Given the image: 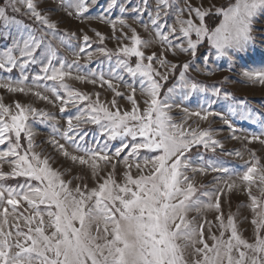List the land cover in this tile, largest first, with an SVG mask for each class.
<instances>
[{"label": "rangeland", "instance_id": "1", "mask_svg": "<svg viewBox=\"0 0 264 264\" xmlns=\"http://www.w3.org/2000/svg\"><path fill=\"white\" fill-rule=\"evenodd\" d=\"M231 1L0 7V264H264V0Z\"/></svg>", "mask_w": 264, "mask_h": 264}, {"label": "trees", "instance_id": "2", "mask_svg": "<svg viewBox=\"0 0 264 264\" xmlns=\"http://www.w3.org/2000/svg\"><path fill=\"white\" fill-rule=\"evenodd\" d=\"M10 0H0V7H5L6 6V4L9 2ZM235 2H237V0H232L231 2H230V4H232V3H235ZM221 19V17H220V15H216V16H212V17H210V18H208L207 20H206V23H207V25H208V27H209V29L210 30H212L213 28H215V26L217 25V22L219 21ZM172 85V83L171 84H164L163 85V93H165L166 91H167V89H168V87L169 86H171ZM191 153H195V152H201V153H203L204 155H206V154H208V151L207 150H205V149H201L200 147L199 148H196V149H194V150H192V151H190ZM12 182H15V181H12Z\"/></svg>", "mask_w": 264, "mask_h": 264}]
</instances>
